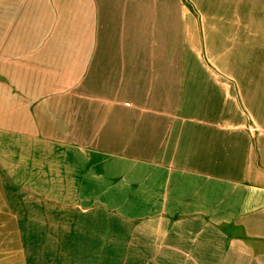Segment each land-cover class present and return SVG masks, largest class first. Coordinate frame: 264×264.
Wrapping results in <instances>:
<instances>
[{
  "label": "crops",
  "instance_id": "0c3cea01",
  "mask_svg": "<svg viewBox=\"0 0 264 264\" xmlns=\"http://www.w3.org/2000/svg\"><path fill=\"white\" fill-rule=\"evenodd\" d=\"M0 264H264V0H0Z\"/></svg>",
  "mask_w": 264,
  "mask_h": 264
},
{
  "label": "trees",
  "instance_id": "16d2710c",
  "mask_svg": "<svg viewBox=\"0 0 264 264\" xmlns=\"http://www.w3.org/2000/svg\"><path fill=\"white\" fill-rule=\"evenodd\" d=\"M184 2H186V3H187V0H184Z\"/></svg>",
  "mask_w": 264,
  "mask_h": 264
}]
</instances>
